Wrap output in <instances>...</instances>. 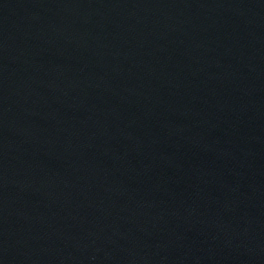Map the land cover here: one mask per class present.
Instances as JSON below:
<instances>
[{"label": "water", "instance_id": "water-1", "mask_svg": "<svg viewBox=\"0 0 264 264\" xmlns=\"http://www.w3.org/2000/svg\"><path fill=\"white\" fill-rule=\"evenodd\" d=\"M0 264H264V0H0Z\"/></svg>", "mask_w": 264, "mask_h": 264}]
</instances>
